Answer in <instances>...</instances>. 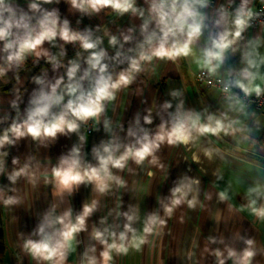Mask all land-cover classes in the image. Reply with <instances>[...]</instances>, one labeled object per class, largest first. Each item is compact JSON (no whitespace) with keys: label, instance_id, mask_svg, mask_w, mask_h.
I'll list each match as a JSON object with an SVG mask.
<instances>
[{"label":"crops","instance_id":"0c3cea01","mask_svg":"<svg viewBox=\"0 0 264 264\" xmlns=\"http://www.w3.org/2000/svg\"><path fill=\"white\" fill-rule=\"evenodd\" d=\"M263 1L249 0L248 7L255 8ZM33 2L39 4V10L30 9ZM240 3L241 0H209V7L204 10L208 16L206 28L198 47L210 45V37L222 30L214 25L218 18L217 8L223 5L227 9L231 4L239 6ZM137 6L147 8L144 0H137ZM5 7L11 8L17 19L21 15L29 17L30 24L37 31V21L46 12H54L59 18V25L67 20L71 31L89 36L92 40L101 38L103 42L99 48L105 49L108 54L103 62L108 64V71L114 77L121 67H127V58L134 55V51L129 49H135L136 43L142 39V20L132 13L121 15L110 8L100 12H93L90 8L81 11L72 6L71 0H52L51 3H44L43 0H5ZM8 16L9 13L5 12V19ZM23 35L22 29L13 28L10 39L18 41ZM113 35L119 41L115 47L108 43ZM125 35L132 36V41L124 43ZM5 42L0 41V67L8 69V52L3 50ZM54 43L55 47L47 42L42 47L50 55H55L62 66L54 69L51 63L46 62L47 58L38 60L35 53H28L23 63H13L11 69L0 76V135L13 122L20 123L27 118L28 109L33 107L30 100L39 97L41 90L50 92V86L60 77H64V84L69 83L66 76L69 61L80 64L77 80L88 68L86 59L89 53L80 47L79 41L65 44L57 38ZM235 47L238 50L234 53L229 51L228 59L217 73L228 81L237 78L238 71L246 66L242 61L245 53H251L250 58L257 61L264 57V25L247 28ZM118 50L122 55L118 60L112 59ZM143 67L144 71L136 76L133 84L121 89L114 101H106L105 111L100 117L82 123L78 132L58 133L55 138L43 140H33L30 136L15 139L9 133L14 143L0 148V264H48L34 259L25 249V242L40 241L43 237L39 232L41 225H45V232L51 234L54 229L47 227L48 220H54L68 210H71L74 220L83 205L91 204L93 200L98 202L97 208L86 220V231L78 233L72 242L65 264H86V251L99 260L103 246L93 239L94 228L101 231L108 229L105 239L109 243L112 242L110 233L115 232L119 243V233L128 223L123 215L125 212L134 216L131 226L137 238L144 235L143 227L154 213L165 219L167 224L147 235L146 243L138 248L130 243L133 233L129 232L125 242L129 251L127 254L113 251L110 264H218L216 250L222 253L225 264H233L227 259V249L232 248L239 255L247 246L244 243L247 239L254 241L253 247L257 252L252 264H264V218L252 212V207L264 206V109L242 101L244 107L241 111L235 110L240 105L229 111L226 96L216 88H207L194 80L193 74L199 69L193 57L181 58L177 63L154 61ZM260 72L264 74V65ZM95 75L93 72L92 76ZM35 77H40L43 83H36ZM256 82L263 87L264 81L258 79ZM81 84L85 92L90 89L87 78ZM174 91L180 95L173 97L171 93ZM181 100L184 101L182 111L199 114L202 121H206L208 115L220 117L222 112H228L229 119L238 118L241 121L234 126L242 131L223 139L199 137L186 146L162 144L155 153V163H151L152 158L149 157L143 165L129 160L123 171L112 169L125 182L124 186L112 182L110 191L103 195L95 190L94 184L73 185L71 192L65 190L62 193L56 187L52 169L60 165L62 159H71L73 147L80 149L82 167L98 166L96 152L106 155L103 148L110 141L113 148L120 145L116 155L123 152L125 145L138 147L136 140L142 135L140 129L148 130L150 136L154 135L159 131L161 121H169V113L175 112ZM165 101H170L173 107L164 109ZM149 112L153 124L145 125L144 116ZM137 118L139 124L136 123ZM89 122L94 126L92 133L86 132ZM129 129L136 135H129ZM205 150L212 151L211 159L205 156ZM248 153L256 155L257 159L247 157ZM14 159L17 161L15 164L12 162ZM26 164L28 171L35 174L34 181L29 182L28 177L21 176L12 183L9 175ZM196 180L199 184L193 183ZM181 185H190L191 191L169 216L165 206L171 204L172 190ZM221 192L226 194L227 199H220ZM10 197L15 202L5 205L4 201ZM193 197L196 198L195 207L189 208L186 201ZM252 201L256 203L252 205ZM118 212L120 215H117ZM104 218L105 222L101 223ZM93 246L96 249L94 253L90 251Z\"/></svg>","mask_w":264,"mask_h":264},{"label":"clouds","instance_id":"9594fccd","mask_svg":"<svg viewBox=\"0 0 264 264\" xmlns=\"http://www.w3.org/2000/svg\"><path fill=\"white\" fill-rule=\"evenodd\" d=\"M43 2L51 3L52 0H43ZM71 3L73 7L81 11L90 8L93 12H100L104 8H110L121 15L132 13L142 20L140 25L142 39L136 43L135 49H129V51H134V55L127 58V67H121L114 77L108 71V64L103 62L108 54L105 49L99 48L103 42L101 38L97 37L92 40L89 36L71 31L67 20L63 22V25H59V18L54 12H46L37 21L39 28L37 31L36 27L30 24L29 17L21 15L18 19L15 18L13 10L5 7V0H0V41H6L3 50L8 52L6 58L8 69L0 67V76L5 75L13 63L17 65L23 63L28 53H35L38 60L41 57L47 58L46 62L51 63L54 69L62 66L55 55H50L48 50L42 47L46 42L55 47L54 42L57 41V38L65 44L79 41L80 47L89 53L86 59L88 68L84 70L78 80L77 73L80 64L69 61L70 66L66 72L69 83L64 84V77H60L50 86V92L41 90L39 97L30 100L33 107L28 109L27 118L20 123L13 122L4 134L0 135V148H3L5 144L14 143L9 133L15 139L30 136L33 140H43L55 138L58 133L78 132L82 123L100 117L105 111L106 101H114L121 89L128 88L133 84L136 76L144 71V64H152L154 61L177 63L181 58L193 57L198 69L201 72H207L209 77L207 83L213 85L211 77L216 76L218 70L223 67L228 59L229 51L234 53L238 50L235 45L243 38L254 17L252 9L248 7L249 0H241L239 7L233 9L232 12H229L223 5L219 6L216 10L218 18L215 19L214 25L222 30L210 37V45L198 47L206 28L208 16L204 10L209 7V0H144L147 8L137 6V0H71ZM29 7L39 10V4L36 2L31 3ZM5 12L9 13L7 19L4 17ZM229 17H231L230 20ZM13 28L22 29L24 31L23 38L18 41L11 40ZM129 31L131 32L132 29ZM132 39L133 37L130 35L123 37L124 43H129ZM108 43L115 47L119 41L113 35L109 38ZM120 47L122 48L123 44ZM13 48L15 50L10 51ZM98 48L99 50H97ZM38 49L40 50L38 51ZM121 55V51L118 50L112 59L118 60ZM251 55V53H245L242 56V61L246 66L238 71L237 78L229 82L216 81L217 84H223V93H229L232 87H236L245 97H251L253 94L259 97L264 94V87L261 83L256 82L258 79L264 81V74L260 72L261 66L264 65V57H260L257 61L250 58ZM256 55L259 56L258 51ZM93 72L96 73L94 77L92 76ZM86 78L90 84V89L87 92L83 90L81 84V81ZM34 79L38 84L43 83L40 77ZM62 84H64L63 89L61 88ZM171 95L177 97L180 93L174 91ZM66 96L67 100H65ZM225 99L228 102L229 111L233 110L235 105H240V108L235 109L236 111H241L244 107L242 100L236 94L227 96ZM183 105L184 101L181 100L176 105L175 112L169 113V121L167 123L161 121L158 126L159 131L154 135L150 136L148 130L141 128L142 135L136 140L138 147L125 145L123 152L116 155L120 145L113 148L110 141L103 148L106 155H100L93 149L96 152L98 166L85 165L82 167L80 149L73 147L71 159H62L60 165L52 169V178L55 180L56 187L62 193L65 190L71 192L73 185L94 184L95 190L103 195L110 191L112 182L118 186H124L125 182L116 176L112 169L123 171L129 160L136 165H143L149 157L152 158L150 162L155 163V153L162 144L186 146L199 137L212 136L223 139V137L235 136L237 132L242 131L241 128L234 126L241 121L238 118L229 119L228 112H222L220 117L208 115L206 121H202L199 114L182 111ZM13 107H15V101ZM163 107L171 109L173 105L170 101H165ZM54 108L59 110L53 111ZM136 123L139 124L138 118ZM144 124H153L150 112L144 116ZM105 127H107V122ZM128 134L136 135L131 129ZM204 154L209 159L213 155L211 150H205ZM194 160L199 162L198 158L194 157ZM12 162L13 164L17 163L15 159ZM21 176L28 177L29 182H33L35 179V174L28 171L27 164L14 170L8 179L15 183ZM193 183L199 184V181L196 180ZM188 191H191L190 185H181L172 190L171 204L166 205L164 209L169 216L176 206L186 200ZM219 195L221 200L227 199L224 192ZM14 202V198L11 197L4 201L5 205ZM186 202L189 208H193L196 198L193 197ZM255 203L252 201V205ZM97 204L96 200H93L91 204H84L82 211L74 220L71 218V210L65 211L54 220H48L47 227H52L53 232L46 233L45 225H41L39 232L43 234L42 239L26 241L25 249L34 259L48 262V264H65L68 253L72 250V242L76 240L78 233L86 231V220L94 213ZM252 212L257 217L264 218V206L252 207ZM117 215L120 213L118 212ZM123 215L128 223L124 224V231L119 233V243H117L115 232L110 233L112 242L109 243L108 239H105V232H108V229H104V231L93 229V239L103 247L99 253V260L96 256H89L86 251L84 253L86 264H110L113 261V251L116 254H127L129 251L128 245L125 243L128 240L129 232L133 233L130 243L138 248L139 245L146 243L147 235L153 234L157 228L162 229L167 224L165 219H161L154 213L148 217L143 227L144 235L137 238L135 229L131 226L134 216L127 212ZM105 220L106 218L100 222L104 223ZM55 225L60 227L55 228ZM209 240L215 243L213 238L209 237ZM244 243L247 246L239 255L236 250L227 249V259L232 260L233 264H252L253 258L257 255L252 239H247ZM90 251L94 253L95 247L93 246ZM215 255L218 264H225L219 250H216Z\"/></svg>","mask_w":264,"mask_h":264},{"label":"built area","instance_id":"2783aa9c","mask_svg":"<svg viewBox=\"0 0 264 264\" xmlns=\"http://www.w3.org/2000/svg\"><path fill=\"white\" fill-rule=\"evenodd\" d=\"M239 7L236 4H231L227 7V9L229 10V12H232L233 9ZM253 13H254V17L253 19L250 21L251 26H253L254 28H258L259 26L264 25V1L261 2L259 5H257L255 8H251ZM258 14V15H255ZM193 78L194 80L201 84L204 85L207 88H216L219 93L223 96H230L232 94H236L246 105H251L254 106L257 109H264V94H262L261 96L257 97L255 96V94H253L251 97H245L244 94L236 87H232L230 89L229 93H223L222 92V88H223V84H217L216 81L217 80H222L224 82H229L228 80H226L224 77L216 75L214 77H211L212 81H213V85H209L207 83V80L209 79L207 72H201L200 70L195 72L193 74ZM264 87V85H263ZM87 92V91H86ZM68 97L65 98V100H67ZM93 124L91 122H89L86 126V132L87 133H92L93 132Z\"/></svg>","mask_w":264,"mask_h":264},{"label":"trees","instance_id":"16d2710c","mask_svg":"<svg viewBox=\"0 0 264 264\" xmlns=\"http://www.w3.org/2000/svg\"><path fill=\"white\" fill-rule=\"evenodd\" d=\"M247 157H250L251 159H257V156L254 154H246Z\"/></svg>","mask_w":264,"mask_h":264}]
</instances>
